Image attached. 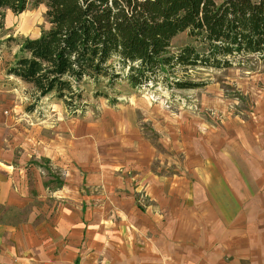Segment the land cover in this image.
Returning <instances> with one entry per match:
<instances>
[{"label": "crops", "instance_id": "crops-1", "mask_svg": "<svg viewBox=\"0 0 264 264\" xmlns=\"http://www.w3.org/2000/svg\"><path fill=\"white\" fill-rule=\"evenodd\" d=\"M257 110L258 122L246 143L224 140L213 161L196 163L203 171L194 178L188 174L196 167L183 176H142L135 184L109 176L101 179L104 193L86 195L94 208L81 204L76 223L67 221L66 208H71L61 204V223L35 227L33 191L43 202L48 191L34 161L45 154L39 149L34 156L29 129L10 121L0 101V217L29 218L19 225L0 218V264H264V103ZM62 126L67 138L57 141V151L50 152L55 149L48 138L43 149L64 167L82 168L83 161L87 170L99 164L145 169L156 159L153 151L147 150V157L144 148L135 152L124 144L112 153L108 137L98 144L97 128L84 122ZM82 144L88 149L81 150ZM88 180L94 183L93 176ZM139 195L143 203L137 202ZM37 214L45 217L44 209ZM87 214L93 220L82 224Z\"/></svg>", "mask_w": 264, "mask_h": 264}, {"label": "rangeland", "instance_id": "rangeland-1", "mask_svg": "<svg viewBox=\"0 0 264 264\" xmlns=\"http://www.w3.org/2000/svg\"><path fill=\"white\" fill-rule=\"evenodd\" d=\"M46 12L44 5L29 6L19 15L7 10L4 29L0 31V101L7 112L5 116L10 121L17 120L22 129H29L28 141L33 137L30 144L34 156L39 149L45 154L42 160L34 161L37 164L34 172L43 179L48 191L44 202L38 200L40 194L37 190L33 191L35 227L43 223L55 227L61 223L64 218L57 215L61 204L71 208H66L67 221L76 223L78 216H75V211L81 204L84 208H94L95 202H90L86 195L104 193L101 179L109 176L132 179L135 184L142 176H170L172 173L183 176L189 167H196L193 174L192 171L188 174L194 178L196 173L203 171V166L196 163L213 161L217 146L224 140L230 145H244L251 129L255 130L257 107L264 103V63L255 56L245 57L240 66L230 69H197L173 76L201 84V88L196 90H172L165 83L142 89H133L123 81L111 87L106 81L98 87L88 83L82 86L84 99L76 115H71L63 102L51 96L36 101L32 87L6 76L5 68L14 60L23 38H36L50 28ZM190 43V38L184 33L174 39L172 46L176 50ZM97 92L107 96H96ZM70 121L84 122L97 128L98 144L101 137H108L112 153L124 144L128 147L125 150L137 152L144 148L147 157L150 155L147 150L153 151L156 159L145 169H125L127 171L124 168H105L104 164H99L98 169L87 170L83 161L80 163L82 168L64 167L57 159H48L52 154L43 148L48 149L45 142L48 138L53 140L50 148L55 149L50 152H56L57 141L62 143L67 138L61 130L62 124ZM25 139L24 136L18 138L23 144ZM79 148L88 149L84 144ZM204 167L207 169V165ZM91 176L92 184L88 180ZM136 199L144 202L141 195ZM43 209L45 217L37 214ZM14 214L0 218L18 225L29 219ZM88 214L82 216V224H86L85 219L88 223L93 220ZM2 220L0 222L4 223Z\"/></svg>", "mask_w": 264, "mask_h": 264}, {"label": "trees", "instance_id": "trees-1", "mask_svg": "<svg viewBox=\"0 0 264 264\" xmlns=\"http://www.w3.org/2000/svg\"><path fill=\"white\" fill-rule=\"evenodd\" d=\"M41 5L50 28L21 40L6 76L31 86L36 101L63 102L71 115L88 83L196 90L202 85L173 76L230 69L249 56L264 63V0H0V31L7 10ZM184 33L191 43L174 50Z\"/></svg>", "mask_w": 264, "mask_h": 264}]
</instances>
